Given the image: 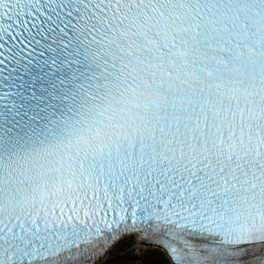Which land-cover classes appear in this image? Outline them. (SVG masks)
I'll use <instances>...</instances> for the list:
<instances>
[{
	"label": "snow or ice",
	"instance_id": "obj_1",
	"mask_svg": "<svg viewBox=\"0 0 264 264\" xmlns=\"http://www.w3.org/2000/svg\"><path fill=\"white\" fill-rule=\"evenodd\" d=\"M264 264V0H0V264Z\"/></svg>",
	"mask_w": 264,
	"mask_h": 264
},
{
	"label": "rangeland",
	"instance_id": "obj_2",
	"mask_svg": "<svg viewBox=\"0 0 264 264\" xmlns=\"http://www.w3.org/2000/svg\"><path fill=\"white\" fill-rule=\"evenodd\" d=\"M120 250H122V252L117 259V264H142L144 257L157 256L160 258L157 253L161 252L143 243L139 234L127 237L125 241L118 246V251Z\"/></svg>",
	"mask_w": 264,
	"mask_h": 264
},
{
	"label": "trees",
	"instance_id": "obj_3",
	"mask_svg": "<svg viewBox=\"0 0 264 264\" xmlns=\"http://www.w3.org/2000/svg\"><path fill=\"white\" fill-rule=\"evenodd\" d=\"M123 250V249H122ZM122 250L119 251V253L121 254ZM124 251V250H123ZM159 258L156 256H147V257H144L143 259V263L142 264H156V261L158 260Z\"/></svg>",
	"mask_w": 264,
	"mask_h": 264
},
{
	"label": "bare ground",
	"instance_id": "obj_4",
	"mask_svg": "<svg viewBox=\"0 0 264 264\" xmlns=\"http://www.w3.org/2000/svg\"><path fill=\"white\" fill-rule=\"evenodd\" d=\"M139 235H141V233H138ZM137 235V234H136Z\"/></svg>",
	"mask_w": 264,
	"mask_h": 264
}]
</instances>
